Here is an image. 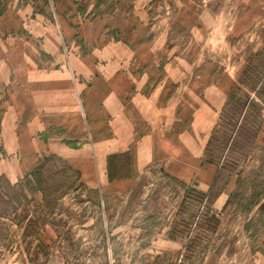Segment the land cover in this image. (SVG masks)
<instances>
[{
	"label": "rangeland",
	"instance_id": "obj_1",
	"mask_svg": "<svg viewBox=\"0 0 264 264\" xmlns=\"http://www.w3.org/2000/svg\"><path fill=\"white\" fill-rule=\"evenodd\" d=\"M123 86L167 89L185 129L215 115L211 187L157 163L101 191L32 157L90 143L97 96ZM263 110L264 0H0V167L15 180L0 176L15 186H0V264H264ZM46 157L64 183L49 208L26 179ZM109 169L131 176L128 154Z\"/></svg>",
	"mask_w": 264,
	"mask_h": 264
},
{
	"label": "crops",
	"instance_id": "obj_2",
	"mask_svg": "<svg viewBox=\"0 0 264 264\" xmlns=\"http://www.w3.org/2000/svg\"><path fill=\"white\" fill-rule=\"evenodd\" d=\"M103 90L95 102V133L90 131L92 137L94 133L90 143L82 139L83 144L79 149L65 145L56 148L47 140L34 145L32 157L39 159L44 155L57 154L76 168L81 183L101 191L107 187L117 192L134 188L140 176L157 163H162L166 174L173 178L188 182L196 180L203 191L211 187L218 169L204 163L203 155L208 133L215 126L212 112L206 110L199 115L196 111L191 125L185 129L183 121L178 119L182 112L177 108V96L176 99L170 97L165 88L157 86L146 91V87H133L127 91L123 86ZM105 108L110 109L111 113H105ZM105 116L111 119L106 129L102 124ZM260 134H264V110ZM19 151L21 148H17L16 152ZM125 153L132 157V175L111 181L108 159L111 155ZM3 174L9 177L8 170L1 166L0 176ZM9 178L15 181L13 176Z\"/></svg>",
	"mask_w": 264,
	"mask_h": 264
},
{
	"label": "trees",
	"instance_id": "obj_3",
	"mask_svg": "<svg viewBox=\"0 0 264 264\" xmlns=\"http://www.w3.org/2000/svg\"><path fill=\"white\" fill-rule=\"evenodd\" d=\"M128 157L132 163L131 155L128 154ZM52 159L53 158L51 157H46L44 159V162H42L34 171H32L27 176L28 178H26L29 184H30L29 180H31L34 183V188L31 189V191H37L38 193H40L43 198V201L45 202L48 208L53 203L55 195L59 192V190L63 189L64 187V183L62 184V181H59L63 172L59 170H49L47 168L48 164L52 161ZM75 173L78 177L77 181L80 182V173L78 171H75ZM129 177H130V173L123 174L122 172H116L109 169V179L111 181L123 180ZM217 179L216 182L218 181ZM0 186H4L6 190L9 189L13 191L15 189V186L11 185V183H9V181H7V179H5L4 177L0 178ZM0 200H2L6 205H8L1 190H0ZM0 217H2L1 213H0Z\"/></svg>",
	"mask_w": 264,
	"mask_h": 264
}]
</instances>
